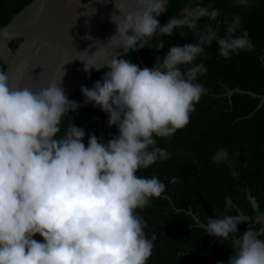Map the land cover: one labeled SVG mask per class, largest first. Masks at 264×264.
I'll return each mask as SVG.
<instances>
[{
	"label": "clouds",
	"instance_id": "9594fccd",
	"mask_svg": "<svg viewBox=\"0 0 264 264\" xmlns=\"http://www.w3.org/2000/svg\"><path fill=\"white\" fill-rule=\"evenodd\" d=\"M135 2V12L116 7L120 15L111 17L116 33L108 45L127 52L159 51L162 39L147 47L153 37H172L183 29L197 43L172 46L143 69L129 59L113 58L101 81L81 88L84 106L99 107L108 126L118 129L106 143L92 134L85 146V131L74 122L62 131L65 116L81 105L67 98L59 82L33 92L11 86L0 71V264H147L151 257L156 237L146 236L137 209L161 197L166 186L156 176L137 172L170 159L155 138L185 128L207 94L198 82L207 66L197 63L209 56L205 46L215 42L218 55L229 60L253 51L254 45L246 30L237 35L238 15L230 23L218 21L219 9L197 4L161 25L157 17L167 10L168 0ZM201 19L209 23L199 26ZM90 67L85 64V72ZM230 174L237 178L235 171ZM244 191L257 209L250 190ZM241 222L233 215L208 217L203 228L209 236L230 241L229 264H264V228L249 226L240 235ZM37 235L43 242L34 239Z\"/></svg>",
	"mask_w": 264,
	"mask_h": 264
},
{
	"label": "trees",
	"instance_id": "16d2710c",
	"mask_svg": "<svg viewBox=\"0 0 264 264\" xmlns=\"http://www.w3.org/2000/svg\"><path fill=\"white\" fill-rule=\"evenodd\" d=\"M31 1L0 0V29ZM197 4L219 9L218 21L230 23L238 15L241 23L237 35L246 30L254 50L225 60L218 55L215 42L206 45L209 56L198 58L197 63L202 60L207 66V74L198 79L207 94L195 105L185 128L166 139L154 137L171 157L137 172L141 177L156 176L166 186L161 197L152 199L142 211L137 209L146 223V236L156 237L147 264H229L233 255L230 241L217 239L211 245L214 237L198 227L189 213L205 224L208 217L237 216L239 211L244 215L264 212V106H259V98L246 94L227 95L234 89L264 95V0H172L157 19L163 25L177 17L183 8ZM204 23L209 21L201 19L199 26ZM224 27L221 26V36ZM160 39L164 42L163 49L138 51L143 66L134 53L124 58L143 69L154 66L157 57L162 59L172 46L197 43L194 34L183 29L175 31L172 37L157 35L147 47H155ZM106 70L82 87L91 89L102 80ZM0 71L4 72L1 62ZM70 101L81 107L65 116L62 131L74 122L85 131V146L89 135L94 134L99 142L106 143L119 134L116 126H108V116L99 107L84 106L83 96L74 93ZM96 117L99 122H91ZM221 153L222 157L217 158ZM231 171L237 173V178L232 177ZM245 189L255 197L257 209L251 207ZM247 228L239 227L238 233L242 235ZM260 228L264 227L256 229Z\"/></svg>",
	"mask_w": 264,
	"mask_h": 264
},
{
	"label": "water",
	"instance_id": "95a60500",
	"mask_svg": "<svg viewBox=\"0 0 264 264\" xmlns=\"http://www.w3.org/2000/svg\"><path fill=\"white\" fill-rule=\"evenodd\" d=\"M171 1L168 0L167 5ZM116 7L135 12L136 2L32 0L0 29V62L9 76L10 85L39 92L55 81L59 82L70 100L74 93L83 96L82 86L106 69L113 58H124L134 53L143 66L138 51L127 52L122 47L108 45L116 33L111 17L120 15ZM115 18L122 19V16ZM85 64L92 66L87 72ZM234 93L259 98V106H264V95L239 89L230 90L227 95ZM189 214L195 224L203 228L204 224L195 215ZM236 217L242 220L238 228L264 227V212L244 215L239 211ZM34 239L43 242L39 235ZM216 240L214 237L211 245Z\"/></svg>",
	"mask_w": 264,
	"mask_h": 264
},
{
	"label": "rangeland",
	"instance_id": "374dc122",
	"mask_svg": "<svg viewBox=\"0 0 264 264\" xmlns=\"http://www.w3.org/2000/svg\"><path fill=\"white\" fill-rule=\"evenodd\" d=\"M176 18H180V14H179ZM94 121L99 122L97 118H94V119L91 120V122H94ZM218 157H219V156H217V158H218Z\"/></svg>",
	"mask_w": 264,
	"mask_h": 264
}]
</instances>
